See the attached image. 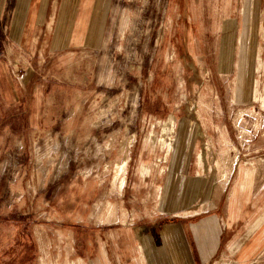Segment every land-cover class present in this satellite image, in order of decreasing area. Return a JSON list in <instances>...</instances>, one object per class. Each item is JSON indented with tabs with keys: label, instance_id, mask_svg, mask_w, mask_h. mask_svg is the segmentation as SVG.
<instances>
[{
	"label": "rangeland",
	"instance_id": "374dc122",
	"mask_svg": "<svg viewBox=\"0 0 264 264\" xmlns=\"http://www.w3.org/2000/svg\"><path fill=\"white\" fill-rule=\"evenodd\" d=\"M20 1L0 0V264H147L142 227L194 209L227 227L210 264H264V0H88L99 35L60 50L62 0L41 25Z\"/></svg>",
	"mask_w": 264,
	"mask_h": 264
},
{
	"label": "crops",
	"instance_id": "0c3cea01",
	"mask_svg": "<svg viewBox=\"0 0 264 264\" xmlns=\"http://www.w3.org/2000/svg\"><path fill=\"white\" fill-rule=\"evenodd\" d=\"M52 2L21 0L20 15L27 12L32 15L34 24L41 25L47 22ZM89 11L88 0H62L51 41L53 48L60 50L74 44L95 41L103 24L95 7L90 17ZM22 23L21 32L26 28L27 21ZM233 200L234 196H231L230 207ZM223 220L218 213L200 209H194L189 215H177L168 221L155 219L140 230L138 247L144 248L142 251L147 264H210L219 255L224 243L227 227ZM236 239L240 240L238 236L229 239L226 252H229L230 245Z\"/></svg>",
	"mask_w": 264,
	"mask_h": 264
},
{
	"label": "bare ground",
	"instance_id": "6f19581e",
	"mask_svg": "<svg viewBox=\"0 0 264 264\" xmlns=\"http://www.w3.org/2000/svg\"><path fill=\"white\" fill-rule=\"evenodd\" d=\"M250 40H251V39H250ZM252 40H253V38H252ZM251 42H252V41H251ZM251 42H250V43H251ZM250 46H251V45H250ZM249 48H250V47H249ZM250 49H251V48H250ZM254 50H255V49H254ZM170 121H171V120H170ZM182 181H183V179H182ZM178 183H179V181H178ZM182 207H183V206H182Z\"/></svg>",
	"mask_w": 264,
	"mask_h": 264
}]
</instances>
